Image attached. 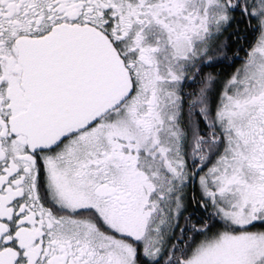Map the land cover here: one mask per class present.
<instances>
[{
  "label": "flooded vegetation",
  "instance_id": "af4514ba",
  "mask_svg": "<svg viewBox=\"0 0 264 264\" xmlns=\"http://www.w3.org/2000/svg\"><path fill=\"white\" fill-rule=\"evenodd\" d=\"M221 1L230 15L236 13L242 22L238 48L233 55H220L211 46L229 28V23L221 22L211 42L201 46L205 54L212 52L214 56L205 59L204 53L196 55L193 63L198 67L203 63L205 67H230L233 57L237 59L246 45L251 47L247 55L254 58V45L261 39L264 24L253 13L251 0ZM192 3L193 0H0V264H124L129 253L131 264L154 263L161 257L164 264H170L171 238H175L181 253L191 250L183 264L198 259L205 242L199 237L214 230L223 233L220 219L212 216V202L198 184L209 146L219 150L226 135H233L239 145L238 160L245 159V170L240 169L237 176L244 188L252 189L250 198L257 213L251 224L258 227L264 240V80L262 84L244 86L239 100L231 96L227 87H217L213 91L217 99L211 102L212 113L205 106L199 111V132L192 135L184 126L187 144L194 139L193 149L183 156L192 202L187 206L190 211L186 215L184 211L182 217L186 216L188 222L180 221L159 237L161 224L156 228L157 222L150 220L156 210L150 200L154 196L163 198L164 191L147 174L145 162L150 156L146 148L151 143L158 155L162 154L167 138L163 137L160 118L168 105L160 94L146 88L141 91L139 87L136 92V88L140 78L147 80L145 71L157 65L156 51L151 47L152 31L167 25L158 17L174 18L175 12L185 19L186 30L208 21ZM194 9L200 19L203 17L202 23L193 20L197 18L192 14ZM69 26L94 27L103 32L129 68L134 90L116 110L105 114H112L105 122L103 116L52 146L39 147L30 143L25 130L23 116L30 100L22 86L24 68L18 45L20 40L37 39L58 27ZM189 35L188 32L183 39L189 41ZM259 53L264 60V46ZM258 66L264 73V68ZM198 67L191 71L195 74ZM191 71L182 78L183 107L189 105L186 90L191 79L199 81V76L190 75ZM229 72L223 73L230 75ZM234 72L239 77L243 75V70L233 71L232 76ZM225 94L227 99H223ZM205 108L207 117L202 112ZM224 110L234 123L227 131L219 125ZM215 220L219 228L213 226ZM146 221L150 222L145 225ZM253 261L264 264V251ZM199 264L212 263L202 260Z\"/></svg>",
  "mask_w": 264,
  "mask_h": 264
},
{
  "label": "rangeland",
  "instance_id": "374dc122",
  "mask_svg": "<svg viewBox=\"0 0 264 264\" xmlns=\"http://www.w3.org/2000/svg\"><path fill=\"white\" fill-rule=\"evenodd\" d=\"M235 1L230 0V2ZM251 3H253V13L264 24V0H251ZM192 5L195 9L198 8L197 10L201 11L204 16L206 15L208 21L202 26L198 24L199 27H188L189 29L186 30L187 28L184 27L185 19L180 18L175 12L172 13L175 20L168 15L166 18L158 17L160 22L167 23V25L162 27V30L157 29L156 26V30L154 28L152 31L151 47L156 51L155 62L157 65L153 69L145 71L148 73L147 80L140 78V84H137L136 79V92L138 87L142 88L141 91L143 88L149 89L151 92L160 94L168 105L166 113L160 118L164 129L163 137L165 140L167 138L166 141L164 140L165 144L162 145L163 152L158 155V149L154 150L150 143L146 148L150 157H147L145 162L147 174L153 178L155 185L162 187V191H164L163 198L154 196L150 200V203H154L156 207L150 220L161 224L157 231L159 237L163 236L165 230L170 231L180 222L179 220L190 202V192L187 189V171L183 156L188 154L189 148L193 149L194 139L188 145L183 136L182 113L186 105L183 107L184 104H182L184 94L182 78L186 74L188 75L191 69L198 67V63L196 65L193 63L194 59L200 53L205 54L206 50L202 49L201 46L211 42L216 31L221 29L220 23L227 22L230 24L234 17L230 15V10L221 0H193ZM178 9H182V7H178ZM192 14L196 16V10ZM196 17H192L193 20L202 23L203 17L200 19L199 14ZM188 32L190 34L189 41L183 39ZM260 35L259 43L254 45V58L247 55L248 58L244 56L246 59L241 61L239 72L243 70V75L239 77L240 75L234 72L233 76L227 75L229 78L224 79L225 82L222 84V88L227 87L231 96L236 100L242 97L244 86L248 88L256 83L262 84L264 80V73L260 71L258 66L259 64L261 68H264V60L259 53V51H263L264 29ZM208 49L210 50V48ZM213 56L212 52H208L204 58H212ZM201 66L205 67V64L203 63ZM201 66L198 67L199 69L195 74L192 71L193 74H190L199 76V81L191 79V86L186 90L189 102L188 110L191 113L194 110L195 112L200 111L206 104L212 105L211 102L214 97L217 99L214 92L202 90L203 82L207 79L205 77L206 72L202 70L203 67ZM227 97L228 95L225 94L223 99H227ZM202 112L206 117L209 115L206 114L207 110ZM222 113L219 125L223 131L230 130L234 127V123H232L233 121L226 110ZM111 115H106L102 121L105 122ZM225 118L228 120L226 121ZM226 136L227 139L219 144V150H216L214 146H209L208 158L203 164L205 171L199 178L200 183L198 185H200L201 192L205 193L208 200L215 206V210L219 212L220 216L230 222L232 228L236 230L223 229V233L213 235L207 232L203 233L205 242H203L204 246L201 248L200 256L187 264H199L202 260L210 261L212 264H253V260L264 251L261 231L258 230V227H251L253 226L251 222L254 221L257 213L250 198L252 189L244 188L242 180L237 176L240 169L245 170V159L244 161L243 159L238 160L239 145L233 135ZM227 145L230 147L224 151ZM245 158L247 157L245 156ZM148 222L150 221L144 222L145 225ZM154 227L159 228V224ZM130 256V253L127 254L124 264L132 263Z\"/></svg>",
  "mask_w": 264,
  "mask_h": 264
},
{
  "label": "water",
  "instance_id": "95a60500",
  "mask_svg": "<svg viewBox=\"0 0 264 264\" xmlns=\"http://www.w3.org/2000/svg\"><path fill=\"white\" fill-rule=\"evenodd\" d=\"M18 46L22 86L30 100L25 130L36 146H52L94 124L134 89L129 68L93 27H58Z\"/></svg>",
  "mask_w": 264,
  "mask_h": 264
},
{
  "label": "trees",
  "instance_id": "16d2710c",
  "mask_svg": "<svg viewBox=\"0 0 264 264\" xmlns=\"http://www.w3.org/2000/svg\"><path fill=\"white\" fill-rule=\"evenodd\" d=\"M234 17L231 20V23L228 25L229 28L224 29L223 34H221L220 36V40L214 42L211 46L215 48V51H220V55L222 54H226L228 52H231V54L233 55L234 51L238 48V43H239V36H237L242 29V22L239 20L240 18L238 17V15H236V13L233 14ZM245 22V20L243 19V23ZM239 30V32H238ZM211 47V48H212ZM246 48H243L241 53L239 54V56L237 57V59H235L233 57V64L230 65V67H223V69L218 68L220 66V64L217 65H212L211 67H203L202 70H204V72H206L205 77H206V81L203 82L202 85V90H206L208 91H214L217 87H222V84L225 82L224 79L228 78L229 74H224L227 71H230L229 73L232 74L233 71H236L237 69L239 70L240 68V64H241V58L244 56H247L248 54V50L250 49V45H246ZM213 49V48H212ZM239 52V50H237ZM236 51V52H237ZM235 52V53H236ZM230 70H229V69ZM195 70V69H194ZM194 72V71H192ZM224 72V73H223ZM215 73H223L222 75H214ZM201 74V73H200ZM200 79V77H199ZM220 87V88H221ZM211 94V93H210ZM207 99V98H206ZM197 103H199V101H197ZM207 108H205V110H209L210 113H212V107L209 104H206ZM206 105H204L206 107ZM211 109V110H210ZM183 118H182V123L185 126V128L187 129V131H189L192 135L193 134H197L199 132L200 129V123H201V116L199 114V111L195 112L188 110V105L185 107V109L183 110ZM191 126H192V130H191ZM191 199V198H190ZM192 202V201H190ZM189 202V204H190ZM212 210H213V217L216 219H220L221 221V230L225 229V230H230L231 231H235V228H232L230 222L226 221L225 219H223V217L220 216L219 212L215 210V206L212 205ZM190 211V207H188L185 210V215ZM179 221H182V223L186 224V222H188V218L186 216H183L182 219H180ZM213 226H215L216 228H219V222H217L216 220L214 221ZM251 227H257L255 225L251 226ZM219 230H214L211 231V235L216 234ZM203 236H200L199 238H202ZM198 238V239H199ZM197 239V241H198ZM195 245V243H193ZM169 249H168V253L170 256V264H183L182 261L187 257V252L185 254V252L181 253L179 250V245L177 244V241H175V238H171L169 240ZM164 260L162 257L158 260H156L154 263L152 262H146L144 264H164Z\"/></svg>",
  "mask_w": 264,
  "mask_h": 264
}]
</instances>
